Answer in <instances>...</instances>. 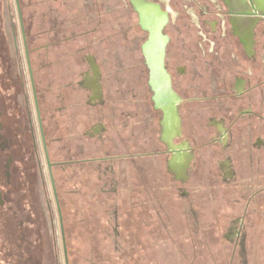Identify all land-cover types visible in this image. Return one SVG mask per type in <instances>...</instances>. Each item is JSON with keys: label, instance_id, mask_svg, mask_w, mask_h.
I'll use <instances>...</instances> for the list:
<instances>
[{"label": "flooded vegetation", "instance_id": "flooded-vegetation-1", "mask_svg": "<svg viewBox=\"0 0 264 264\" xmlns=\"http://www.w3.org/2000/svg\"><path fill=\"white\" fill-rule=\"evenodd\" d=\"M13 3L0 264H90L92 243L118 249L124 230L128 262L151 263L155 220L179 264H264V0ZM66 203L84 206L73 230Z\"/></svg>", "mask_w": 264, "mask_h": 264}, {"label": "rangeland", "instance_id": "rangeland-1", "mask_svg": "<svg viewBox=\"0 0 264 264\" xmlns=\"http://www.w3.org/2000/svg\"><path fill=\"white\" fill-rule=\"evenodd\" d=\"M10 2H7L6 3H2V5L0 4V13L2 15V18H3V29L4 31L6 32V36H10V26H9V20H8V16L7 14L10 13L11 14V17H12V20L14 22V25H15V30L16 32H18V24H17V15H16V10H15V6H14V3H13V0H9ZM83 12L82 10V6H81V3L78 7L75 8V15H81ZM107 31L108 28H107ZM17 34V41H18V45H19V35L18 33ZM21 51V50H20ZM20 53V52H19ZM21 56V55H20ZM0 76H3L4 75V70H5V66H4V58L2 59V57L0 56ZM4 87L2 86V78H0V94L1 96L4 95ZM1 100V99H0ZM130 195V193H129ZM50 196V194H49ZM92 201V200H91ZM122 204V205H121ZM92 205V203H91ZM129 205V200L126 199L124 200V202L120 203V208L122 206L123 210H128L127 206ZM81 206H83V204L81 203ZM64 207H66L65 209H62V210H66L65 211V214L67 215V219H66V224H68V227L71 228V230H73V222L74 221H77L80 219H82L83 217V212H85V210L83 209V207H81L80 209H75L73 215L72 214V209H70L67 205V203L64 205ZM80 210V212L78 211ZM147 210H142V212H146ZM151 211V210H150ZM152 212V211H151ZM125 213H127L125 211ZM98 222L99 220L97 219V221L95 222L98 226ZM171 222H177L175 221L173 218H171ZM156 225V226H155ZM150 226H155V229L152 230L154 231V235L150 236L149 238V242L152 243L153 247L151 248H143L142 250V256L144 257V259H147V255H149V257H154L155 258L152 260L153 262L151 263H147V262H142V263H139V264H179V256H178V260L175 258L176 256V249H178L177 247V244H179V240H176V241H168V238H170V235L165 233V232H162L160 231V228L161 226L158 224L157 220H155L153 223H151ZM174 227L172 226V229ZM172 233H174L173 230H171ZM142 233V232H141ZM130 235H131V231L130 230H124L122 231V237L121 239L119 240V242L117 243L116 248H114L113 246H103V241L100 239L98 242H94L92 243V245L94 247H92V252H94L96 255L95 257H92L90 260L92 261L90 264H106V263H101L100 260H101V256H98V254L100 255L101 252L105 253V254H108V255H111L112 256V260L107 263V264H130L128 261H129V258H131L132 256V252H131V245H130ZM140 239L142 240H145V236L144 234H140ZM70 240H69V243L71 245V243L73 242V234L70 235ZM82 240H83V232L80 231V240H79V244H80V252L82 254V251H83V243H82ZM176 242V243H175ZM175 244V245H174ZM121 250V252H117L118 250ZM123 252V253H122ZM119 254L123 255L125 258L124 259H120V258H117L115 259V257H118ZM74 257L72 262L73 264H83L82 263V259H78L77 258V253H74ZM100 258V259H99ZM77 259V260H76ZM151 260V259H149Z\"/></svg>", "mask_w": 264, "mask_h": 264}, {"label": "water", "instance_id": "water-1", "mask_svg": "<svg viewBox=\"0 0 264 264\" xmlns=\"http://www.w3.org/2000/svg\"><path fill=\"white\" fill-rule=\"evenodd\" d=\"M153 41V39L151 40V42ZM149 47V46H148ZM163 47V46H162ZM161 53L162 50L159 46L156 47L155 50V55H154V63H155V67L154 69L152 68V71L158 72L160 73L162 71V65H161Z\"/></svg>", "mask_w": 264, "mask_h": 264}]
</instances>
